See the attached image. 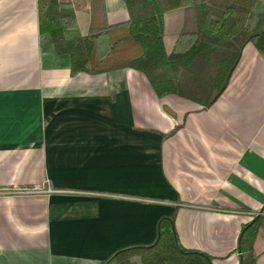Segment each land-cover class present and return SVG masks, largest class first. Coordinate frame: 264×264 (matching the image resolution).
Here are the masks:
<instances>
[{
  "label": "crops",
  "instance_id": "obj_1",
  "mask_svg": "<svg viewBox=\"0 0 264 264\" xmlns=\"http://www.w3.org/2000/svg\"><path fill=\"white\" fill-rule=\"evenodd\" d=\"M60 1L88 35L94 0ZM101 4L109 25L129 20L123 0ZM38 12L0 0V264H103L174 214L181 246L212 264H241L242 233L263 217L264 264V52L247 45L204 107L132 69L73 75L40 42ZM263 26L261 2L248 27ZM194 30L191 9L167 13L166 51Z\"/></svg>",
  "mask_w": 264,
  "mask_h": 264
},
{
  "label": "trees",
  "instance_id": "obj_2",
  "mask_svg": "<svg viewBox=\"0 0 264 264\" xmlns=\"http://www.w3.org/2000/svg\"><path fill=\"white\" fill-rule=\"evenodd\" d=\"M123 1L129 20L109 25L104 5L94 0L92 26L82 36L71 3L38 0L40 42L70 56L73 75L132 69L148 78L159 97L175 95L204 107L224 93L247 45L264 52V26L253 32L248 27L264 0ZM186 8L193 11L195 30L182 32L168 53L165 15ZM175 217L160 218L153 243L118 249L103 264H212L206 254L181 246ZM262 220L260 216L240 239L241 264L258 263L255 245Z\"/></svg>",
  "mask_w": 264,
  "mask_h": 264
},
{
  "label": "water",
  "instance_id": "obj_3",
  "mask_svg": "<svg viewBox=\"0 0 264 264\" xmlns=\"http://www.w3.org/2000/svg\"><path fill=\"white\" fill-rule=\"evenodd\" d=\"M258 217H259V216H258ZM258 217H257V218H256V219H255V220H254L249 226H251L252 224H254V223L257 221ZM249 226H248V227H249ZM248 227H246V228L244 229V231H243V233H242V236H243L244 232L247 230Z\"/></svg>",
  "mask_w": 264,
  "mask_h": 264
},
{
  "label": "rangeland",
  "instance_id": "obj_4",
  "mask_svg": "<svg viewBox=\"0 0 264 264\" xmlns=\"http://www.w3.org/2000/svg\"><path fill=\"white\" fill-rule=\"evenodd\" d=\"M135 259H137V258H133L132 260H135ZM137 261H138V259H137Z\"/></svg>",
  "mask_w": 264,
  "mask_h": 264
}]
</instances>
